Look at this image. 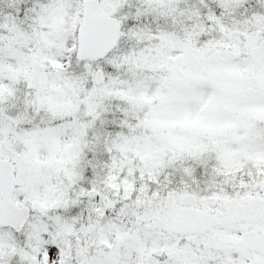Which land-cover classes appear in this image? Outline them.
I'll use <instances>...</instances> for the list:
<instances>
[{
  "label": "snow or ice",
  "instance_id": "6c2138e0",
  "mask_svg": "<svg viewBox=\"0 0 264 264\" xmlns=\"http://www.w3.org/2000/svg\"><path fill=\"white\" fill-rule=\"evenodd\" d=\"M0 264H264V0H0Z\"/></svg>",
  "mask_w": 264,
  "mask_h": 264
}]
</instances>
